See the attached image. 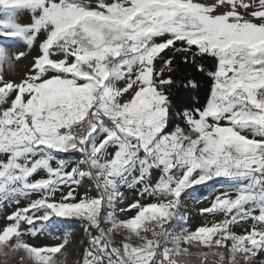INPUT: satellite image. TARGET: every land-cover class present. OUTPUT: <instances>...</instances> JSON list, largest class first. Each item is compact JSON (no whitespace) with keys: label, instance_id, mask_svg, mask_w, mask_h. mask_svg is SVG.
Wrapping results in <instances>:
<instances>
[{"label":"snow or ice","instance_id":"1","mask_svg":"<svg viewBox=\"0 0 264 264\" xmlns=\"http://www.w3.org/2000/svg\"><path fill=\"white\" fill-rule=\"evenodd\" d=\"M0 13V67L32 56L18 81L0 74V204L16 205L0 264H66L70 232L25 237L69 223L84 232L75 264H264V0H0ZM198 76L206 97L186 102ZM200 187L215 193L205 219L182 226Z\"/></svg>","mask_w":264,"mask_h":264},{"label":"rangeland","instance_id":"2","mask_svg":"<svg viewBox=\"0 0 264 264\" xmlns=\"http://www.w3.org/2000/svg\"><path fill=\"white\" fill-rule=\"evenodd\" d=\"M208 2H211V0H208ZM3 13H0V18H2ZM17 19L19 22H29L30 21V13H27L26 11H21L17 13ZM8 55L14 56L19 51L27 52L28 49L25 46H21L20 48H14L12 46L7 47ZM32 59V56L30 55L27 60L20 59V60H13L11 66L5 64L2 67H0V74L3 75V78L5 80L12 79L18 81L22 76L25 74V72L30 67V60ZM124 82L120 81L117 83V86H122ZM121 191L125 195V199L123 201H117L116 207L119 208H126L127 204L131 202V190L127 188L121 189ZM215 193L212 189L208 190L207 195L203 197H197L193 194H191L189 197L185 198L184 206L182 209V216H184L187 220V227L195 228L199 224L203 222L205 217L201 216L200 209L204 207L210 206L211 199L214 198ZM27 201H21V205L23 206ZM16 205H11L8 203L0 204V227L3 226L5 217L9 212L14 210ZM134 213L128 212V213H121L117 211V215L121 218H127L128 216L133 215ZM222 218V217H221ZM207 219L211 220L213 217L208 216ZM250 226V222L248 225ZM239 232L240 230L237 229ZM26 239H29L30 242H37L39 244H56L62 241V231H53V232H45L43 234H40L35 237H25ZM0 259H3L0 257Z\"/></svg>","mask_w":264,"mask_h":264},{"label":"trees","instance_id":"3","mask_svg":"<svg viewBox=\"0 0 264 264\" xmlns=\"http://www.w3.org/2000/svg\"><path fill=\"white\" fill-rule=\"evenodd\" d=\"M192 70L189 69L186 75H189V78H191ZM197 80L199 81V87L192 90L191 92L186 91L183 87L178 90V94L185 98L186 102L190 101L191 103H196L197 101L203 102L206 97V78L204 76H198ZM208 190L203 187H200L198 191L192 193L193 195L197 197H203L207 195ZM182 226L187 227L184 220H181L179 222ZM62 231V239L65 232H70L72 234L71 240L72 244L78 245L79 241L84 238V232L82 227L78 223H69L64 228L61 229ZM72 244H70L69 247V257L67 259L66 264H75L77 259H80L81 257H78L75 253V249L73 248ZM82 253V248L80 249ZM259 259H264V253L258 254ZM16 264H19V257L17 256L15 258Z\"/></svg>","mask_w":264,"mask_h":264}]
</instances>
